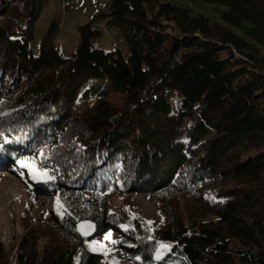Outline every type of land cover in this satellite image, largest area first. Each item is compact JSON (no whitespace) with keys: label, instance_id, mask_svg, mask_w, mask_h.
<instances>
[{"label":"trees","instance_id":"trees-1","mask_svg":"<svg viewBox=\"0 0 264 264\" xmlns=\"http://www.w3.org/2000/svg\"><path fill=\"white\" fill-rule=\"evenodd\" d=\"M48 3L0 0V160L35 158L56 179L29 188L67 211L0 264H99L86 219L135 264H264V0H111L70 59L56 21L31 47ZM106 29L127 51L97 44ZM114 193L152 196L163 222L101 212Z\"/></svg>","mask_w":264,"mask_h":264},{"label":"rangeland","instance_id":"rangeland-1","mask_svg":"<svg viewBox=\"0 0 264 264\" xmlns=\"http://www.w3.org/2000/svg\"><path fill=\"white\" fill-rule=\"evenodd\" d=\"M175 1L182 6L190 5L189 0ZM110 2L111 0H49L48 6L39 16L35 37L30 43L34 52H39L40 43L48 27L56 21L60 24L56 36L58 53L62 58L70 59L80 43L79 25L93 20L98 12H106ZM191 6L195 13H204L212 20L220 19L212 4L196 3ZM98 25H104V21L99 22ZM97 44L106 50L120 48L127 51L126 41L117 29H106L97 40ZM33 182L41 186L43 181L33 180L27 168L13 169L11 165L0 160V253L11 256L12 262L16 260L21 239L30 232L29 230L38 231L41 224L58 215L56 211L58 195L30 189L29 186ZM104 202L101 212L127 213L131 218L139 216L152 227L159 226L163 222L159 203L147 194L130 193L125 201L122 194L114 193L106 197ZM118 228L124 230L126 225H120ZM47 231L39 232L40 236H43L41 244L49 239L45 234ZM109 233L111 239H106ZM96 234L87 239H92L88 243L92 251L95 248V252L103 254L99 264H135L120 249L117 242H112L117 241L119 237L117 231L111 230L100 236ZM94 241L99 243L93 244ZM2 254L0 259L4 260Z\"/></svg>","mask_w":264,"mask_h":264},{"label":"snow or ice","instance_id":"snow-or-ice-1","mask_svg":"<svg viewBox=\"0 0 264 264\" xmlns=\"http://www.w3.org/2000/svg\"><path fill=\"white\" fill-rule=\"evenodd\" d=\"M19 164L22 167L27 168L31 172L33 180H39V181H43V182L47 183L49 181H54L56 179L55 175L49 174L48 169L37 168L36 163H35V158L25 157V158L19 160ZM56 211H57V214L60 215L61 217H63V215L67 211L64 208V205L62 204L59 196L56 197ZM93 227L94 226L91 224L87 225L88 229H93ZM122 227H124V226H122ZM84 229H85V225L81 224L79 230L82 232L83 235L87 236L89 234V232L85 231ZM105 238L111 239V233H109ZM149 239H151V237H149ZM112 242L116 243L117 241H112ZM98 243H99L98 241L93 242V244H98ZM160 247L167 248V247H169V245L161 243ZM93 250L95 251L96 249L93 248Z\"/></svg>","mask_w":264,"mask_h":264},{"label":"water","instance_id":"water-1","mask_svg":"<svg viewBox=\"0 0 264 264\" xmlns=\"http://www.w3.org/2000/svg\"><path fill=\"white\" fill-rule=\"evenodd\" d=\"M81 224H84V225H85V229H84V230L89 232V234H88L87 236H85V235H83L82 232L79 230V232L81 233V235H82L83 237H85V238H91V237H93V236L97 233L98 225H97V223H96L94 220L86 219V220H81V221H79V222H78V229H80V225H81ZM88 224L93 225V226H94L93 229H88V228H87V225H88Z\"/></svg>","mask_w":264,"mask_h":264}]
</instances>
